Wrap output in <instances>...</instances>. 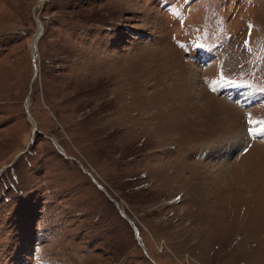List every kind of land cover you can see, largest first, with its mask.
<instances>
[{
    "label": "rangeland",
    "instance_id": "374dc122",
    "mask_svg": "<svg viewBox=\"0 0 264 264\" xmlns=\"http://www.w3.org/2000/svg\"><path fill=\"white\" fill-rule=\"evenodd\" d=\"M262 89L264 0H0V264H264Z\"/></svg>",
    "mask_w": 264,
    "mask_h": 264
},
{
    "label": "snow or ice",
    "instance_id": "6c2138e0",
    "mask_svg": "<svg viewBox=\"0 0 264 264\" xmlns=\"http://www.w3.org/2000/svg\"><path fill=\"white\" fill-rule=\"evenodd\" d=\"M228 83L234 84L235 82L234 81H228ZM262 91H264V89H262ZM248 123L249 124H256V123L264 124V122H258V121L251 120V119L248 120ZM248 133L252 137L264 136V126H262L260 129H256L254 127L253 128H249L248 129Z\"/></svg>",
    "mask_w": 264,
    "mask_h": 264
},
{
    "label": "water",
    "instance_id": "95a60500",
    "mask_svg": "<svg viewBox=\"0 0 264 264\" xmlns=\"http://www.w3.org/2000/svg\"><path fill=\"white\" fill-rule=\"evenodd\" d=\"M39 38V37H38ZM34 41H33V44H32V50L34 49ZM34 53V52H33ZM36 74H37V71L35 72V76H36ZM26 112H27V114H29V110H28V102L26 103ZM35 131H36V129H35ZM116 205L118 206V204L116 203ZM120 212H121V214L123 215V216H125V214L123 213V211L120 209ZM126 217V216H125ZM127 218V217H126ZM135 230H136V228H135ZM137 232V231H136Z\"/></svg>",
    "mask_w": 264,
    "mask_h": 264
},
{
    "label": "bare ground",
    "instance_id": "6f19581e",
    "mask_svg": "<svg viewBox=\"0 0 264 264\" xmlns=\"http://www.w3.org/2000/svg\"><path fill=\"white\" fill-rule=\"evenodd\" d=\"M42 30V27H41V25L39 26V31H41ZM39 33V32H38ZM237 143L238 142H235V144L233 145V146H236L237 145Z\"/></svg>",
    "mask_w": 264,
    "mask_h": 264
}]
</instances>
